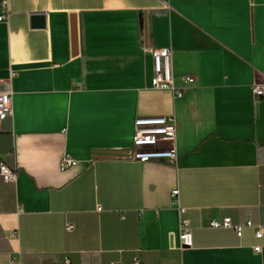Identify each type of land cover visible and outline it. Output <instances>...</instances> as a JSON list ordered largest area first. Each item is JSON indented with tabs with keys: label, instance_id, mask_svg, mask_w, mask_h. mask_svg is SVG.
<instances>
[{
	"label": "crops",
	"instance_id": "0c3cea01",
	"mask_svg": "<svg viewBox=\"0 0 264 264\" xmlns=\"http://www.w3.org/2000/svg\"><path fill=\"white\" fill-rule=\"evenodd\" d=\"M6 1L0 163L18 178L0 177V264H264V0ZM154 49L176 87L194 79L182 99L150 87ZM168 116L177 163L131 160L134 120ZM223 218L262 238L208 227Z\"/></svg>",
	"mask_w": 264,
	"mask_h": 264
},
{
	"label": "built area",
	"instance_id": "2783aa9c",
	"mask_svg": "<svg viewBox=\"0 0 264 264\" xmlns=\"http://www.w3.org/2000/svg\"><path fill=\"white\" fill-rule=\"evenodd\" d=\"M7 1L2 0L0 4V22L5 20ZM153 61V74L150 81V87L155 90H167L172 92L175 99H182L184 92L194 84V79L189 76L181 78L182 86H175L172 75L171 52L167 49L149 50ZM13 76V75H12ZM252 95L256 100L264 98V83L254 82L251 86ZM13 116V92L8 86L0 83V123ZM131 160L139 162L159 161L169 165H175L178 161L176 147V120L174 116L168 117H139L134 120L133 137H132ZM76 161L64 156L59 163V170L64 172L73 167ZM0 177L4 182L15 184L18 178L17 169H10L4 163H0ZM178 190L171 193L174 204L178 205ZM101 207H97L100 211ZM183 213V210H179ZM210 229H228L232 230L235 235L242 237L246 228L255 229V238H262V226L254 225L250 220L243 224H234L230 218L212 219L208 223ZM66 231H71L72 226H66ZM179 249L181 251L192 247V227L186 219L180 221L179 226ZM9 239L17 238V233L8 234ZM254 252H260V248L254 247ZM68 262V259H66ZM9 264H19L12 260ZM133 264H142L135 260Z\"/></svg>",
	"mask_w": 264,
	"mask_h": 264
},
{
	"label": "water",
	"instance_id": "95a60500",
	"mask_svg": "<svg viewBox=\"0 0 264 264\" xmlns=\"http://www.w3.org/2000/svg\"><path fill=\"white\" fill-rule=\"evenodd\" d=\"M32 27L41 28L44 26V17L40 14H34L31 17ZM108 155H120L119 153H110Z\"/></svg>",
	"mask_w": 264,
	"mask_h": 264
}]
</instances>
